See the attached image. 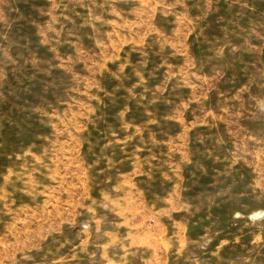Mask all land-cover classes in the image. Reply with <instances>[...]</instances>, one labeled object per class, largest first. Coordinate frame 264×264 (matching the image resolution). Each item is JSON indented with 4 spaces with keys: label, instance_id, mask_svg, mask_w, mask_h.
<instances>
[{
    "label": "rangeland",
    "instance_id": "1",
    "mask_svg": "<svg viewBox=\"0 0 264 264\" xmlns=\"http://www.w3.org/2000/svg\"><path fill=\"white\" fill-rule=\"evenodd\" d=\"M137 152L185 228L116 264H264V0H0V264H107Z\"/></svg>",
    "mask_w": 264,
    "mask_h": 264
},
{
    "label": "crops",
    "instance_id": "2",
    "mask_svg": "<svg viewBox=\"0 0 264 264\" xmlns=\"http://www.w3.org/2000/svg\"><path fill=\"white\" fill-rule=\"evenodd\" d=\"M138 157L140 158L138 152L136 155L125 156V158L133 159V162L134 159L136 160V163H132V166L126 169L118 162L116 165L108 166L112 170L110 172L116 174L119 180L121 179L119 184L109 183V180L106 184V187H111L113 196L110 199L115 205H119L121 215L117 218L109 217L99 222L101 231L105 232V236L103 234L102 238V246L106 248L104 255L107 264H116L114 260L116 250L114 248L119 242L129 243L131 248L142 246L148 250L154 247L153 250L157 256H160L162 248L168 247L171 250L173 242L177 241L178 236L173 235V231L177 232L176 229L178 228L180 233V230L185 228V222L181 217L176 216L180 215L182 210L184 211L185 207L182 205H185L186 201L185 197L182 196L183 191L180 187L169 186L166 192L154 193V197H149L148 193L153 189L140 183V179L150 181L153 172H160L159 176L167 178V176L172 175L173 168L162 167V170L153 169L150 171L147 167L139 166ZM158 166L156 164L154 167ZM118 186L122 190L121 198L118 197ZM147 216L154 217L156 223L150 228L148 226L143 227L140 234L138 226L143 224L142 219ZM137 217L139 220H136Z\"/></svg>",
    "mask_w": 264,
    "mask_h": 264
}]
</instances>
